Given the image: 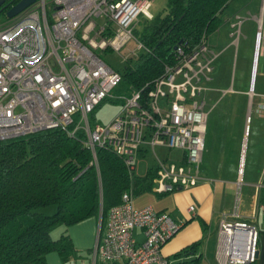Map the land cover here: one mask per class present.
I'll return each instance as SVG.
<instances>
[{
    "label": "built area",
    "instance_id": "2783aa9c",
    "mask_svg": "<svg viewBox=\"0 0 264 264\" xmlns=\"http://www.w3.org/2000/svg\"><path fill=\"white\" fill-rule=\"evenodd\" d=\"M150 5L151 0H34L1 20L0 139L52 125L65 127L69 134L82 129L92 162L98 163L97 146L108 147L124 160L132 177L136 154L148 143L157 158L153 191L196 184L207 119L202 90L217 56L207 33L194 45L176 44L174 58L163 63V72L141 87H130L109 121L89 120V111L112 98L110 91L122 78L99 49L113 48L126 61L147 49L133 27L139 13L152 16ZM240 21L238 17L231 23L236 32ZM156 145L184 151L174 160L160 156ZM260 184L264 185V168ZM132 186L107 208L103 221L99 208L92 259L99 257L107 264H172L162 245L183 220L149 204L133 205ZM188 207L194 215L195 204ZM237 212L219 215L215 257L220 264H243L258 256L260 230ZM135 227L144 234L140 241L133 235Z\"/></svg>",
    "mask_w": 264,
    "mask_h": 264
},
{
    "label": "trees",
    "instance_id": "16d2710c",
    "mask_svg": "<svg viewBox=\"0 0 264 264\" xmlns=\"http://www.w3.org/2000/svg\"><path fill=\"white\" fill-rule=\"evenodd\" d=\"M227 1L166 0L164 12L145 16L133 27L148 48L125 61L120 81L138 88L160 75L163 63L174 58L175 45L191 46L208 34L219 23L218 12ZM84 139L82 129L69 134L65 127L53 125L0 139V264H48L46 253L53 249L67 259L76 251L68 224L99 215V208L103 221L107 208L120 201L130 185L133 193L152 189L155 166L134 185L117 152L97 146L96 164ZM55 202L51 212L38 209ZM58 221L65 226L52 236Z\"/></svg>",
    "mask_w": 264,
    "mask_h": 264
},
{
    "label": "crops",
    "instance_id": "0c3cea01",
    "mask_svg": "<svg viewBox=\"0 0 264 264\" xmlns=\"http://www.w3.org/2000/svg\"><path fill=\"white\" fill-rule=\"evenodd\" d=\"M221 17L219 23L208 33L207 41L217 52L214 62V70L211 77L205 81L207 87L202 90L204 97V105L209 103L206 108V125H204V149L201 153L202 159L199 163L200 176L198 182L189 187H180L173 190L156 192L152 189H145L133 193V205L142 206L149 204L154 208L170 211L175 219L183 220L182 225L174 232L168 240L163 243L165 254L172 260V264H220L216 251V239H218L219 215L226 212H232L237 209L239 218H243L256 224L259 236V250L254 261L243 264H264V185L260 184V174L264 168V157L260 161L262 168L260 171L253 173L241 167L242 158H246L245 154L238 159L235 155L230 162L225 156L217 157L209 156L211 145L208 143V126L215 117L208 114L215 107V103L223 96L234 93L244 96L243 104L245 116H250L253 109L255 97L256 102L261 107L264 105V82L256 90L257 78L253 77L252 72L260 74L264 77V60L259 63L261 47V38L264 36V0H228L227 4L218 12ZM240 18L238 24L239 30L235 31L232 21ZM259 35V45L257 47L256 36ZM241 39L249 40V46L243 53L242 66L245 68L244 80L239 79V85H236L233 70L236 71L239 50L241 47ZM257 48V49H256ZM256 49V53H255ZM243 52V50H242ZM227 67L225 80L221 79L222 71ZM233 73V75H232ZM247 80V81H246ZM224 82V83H222ZM262 110V109H261ZM260 110V111H261ZM264 110V108H263ZM261 120L263 116H258ZM219 118V117H218ZM217 123V122H216ZM215 123V124H216ZM245 133V126H244ZM259 141V140H258ZM261 143L264 146V136ZM254 140L253 148L258 144ZM148 143H144L136 154L137 165L134 171L137 174L135 178H131L132 184H136L142 175L147 173L148 168L154 167L156 161H148L142 156L148 148ZM152 147V145H150ZM153 148V147H152ZM244 148L242 144L240 151ZM264 149V148H263ZM154 150V149H153ZM182 151H184L182 149ZM182 151H179L176 157L181 158ZM224 151H222L223 154ZM141 153V155H139ZM244 156V157H243ZM203 162V163H202ZM202 163L203 167H200ZM237 187L243 189L239 200L236 202ZM235 198V199H234ZM194 203L197 211L192 215L188 204ZM99 215L92 214L85 218H80L68 224L69 236L72 238L75 252L67 259H62L58 250H49L46 253L45 260L48 264H107L99 257L92 259L93 244L97 240V230ZM261 220L262 224L259 225ZM133 235L137 240H142L144 234L140 227L133 228ZM196 240V241H195ZM195 241L193 246L189 247L191 242Z\"/></svg>",
    "mask_w": 264,
    "mask_h": 264
},
{
    "label": "rangeland",
    "instance_id": "374dc122",
    "mask_svg": "<svg viewBox=\"0 0 264 264\" xmlns=\"http://www.w3.org/2000/svg\"><path fill=\"white\" fill-rule=\"evenodd\" d=\"M150 11L152 14L155 13H161L164 12L167 8L166 6V0H151L150 5ZM144 12H141L138 14V21L137 24L139 25L141 20L145 18ZM9 16L2 12L0 13V21L3 19L8 18ZM261 47H259L258 51L260 52L259 57V63L264 60V36L261 38ZM260 44V43H259ZM249 46V40H242L241 39V47L239 50V56L238 61L236 64V71L233 70L234 77L236 79V85H239V79L242 81L244 78L245 68L242 66V60L243 56L242 54H245L246 48ZM101 56L106 59L109 63L113 64L114 67L118 68L119 70L123 67L126 60H123L120 55L117 53L116 50L113 48L111 49H104L101 50ZM243 50V52H242ZM245 60V56H244ZM243 60V61H244ZM227 67L225 70L222 71L221 79L225 80L227 72ZM232 73V75H233ZM252 76L257 78V85H255V89L257 90L259 88V85L261 84V79L264 82V77H260V74L253 73ZM247 81V80H246ZM224 83V82H222ZM130 90V86L128 83H124L119 81L118 84L114 85L111 92V96L114 99L105 98L101 100L99 104L96 105V107L93 109V111H89V120L90 123L93 124L94 122H103L106 123L109 121L114 114H116L121 106V103L123 101V98L121 97L126 92ZM244 96L240 94L234 93L233 96H230L229 93L225 96H223L220 100H218L214 105L215 107L212 109V111L208 114V116H218L215 117L214 121L210 123L208 126V143L211 145V150L209 151V156H214L215 158H219L222 155L225 156L226 161L233 160V158L238 156V159L245 154L246 149V158H242L240 164L243 170H245V174H248V171H252L253 173H256V171L261 170L260 161H262L264 157V146L258 142H263L262 138L264 136V110L260 109V106L256 102V98L253 102V109L250 111V116H245L244 111V104L243 99ZM121 99V100H116ZM210 101L206 105V108L209 106ZM261 110V111H260ZM258 116H263L260 120ZM77 119V118H76ZM217 122V123H216ZM216 123V124H215ZM244 126H245V133H244ZM254 140L256 143H258L253 148V142ZM259 140V141H258ZM242 144L244 145V148L242 151H240ZM148 148L145 150L144 156L145 159H147L150 162L156 161L157 158L155 157V151L150 145H147ZM156 152L160 156L168 157L170 159L178 160V157L176 155L179 151H182V148L180 147H168V145H156L155 146ZM222 151L223 154H222ZM141 155V153H139ZM244 157V156H243ZM203 163V162H202ZM202 163L200 164V167H203ZM137 174L135 173V178ZM243 189H241V192ZM240 188L237 187L235 196L236 200H239V196L241 194ZM243 194V192H242ZM234 198V199H235ZM56 202L50 203L46 205H42L38 209H43L45 212H51L55 209ZM261 220L259 221V225H261ZM64 224L61 221L55 222V224L51 228V235L56 236L59 234L60 231L63 230ZM264 234V230L261 231ZM263 236V235H262Z\"/></svg>",
    "mask_w": 264,
    "mask_h": 264
},
{
    "label": "water",
    "instance_id": "95a60500",
    "mask_svg": "<svg viewBox=\"0 0 264 264\" xmlns=\"http://www.w3.org/2000/svg\"><path fill=\"white\" fill-rule=\"evenodd\" d=\"M34 0H0V8L6 7V14L9 16H13L18 13V11L21 10V8H24L25 6L33 3ZM239 264V263H235Z\"/></svg>",
    "mask_w": 264,
    "mask_h": 264
},
{
    "label": "flooded vegetation",
    "instance_id": "af4514ba",
    "mask_svg": "<svg viewBox=\"0 0 264 264\" xmlns=\"http://www.w3.org/2000/svg\"><path fill=\"white\" fill-rule=\"evenodd\" d=\"M6 1H8V0H6ZM5 10H6V7H2V8H0V13L5 12ZM5 13H6V12H5Z\"/></svg>",
    "mask_w": 264,
    "mask_h": 264
}]
</instances>
